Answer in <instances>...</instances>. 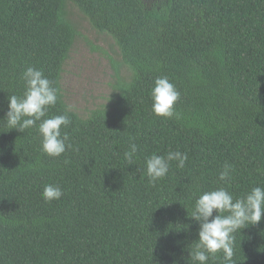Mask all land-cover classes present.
Masks as SVG:
<instances>
[{"label":"trees","instance_id":"16d2710c","mask_svg":"<svg viewBox=\"0 0 264 264\" xmlns=\"http://www.w3.org/2000/svg\"><path fill=\"white\" fill-rule=\"evenodd\" d=\"M72 9L113 40L120 63L105 112L73 111L61 130L72 148L53 158L36 126L21 133L2 118L28 66L59 90L48 116L68 107L61 74L79 36ZM159 76L181 94L178 119L151 110ZM176 150L187 153L185 167L170 162L150 184L145 159ZM225 163L234 166L226 185ZM262 173L264 0H0V264H194L195 199L219 186L241 196L264 187ZM47 184L62 197L46 203ZM233 250L235 264H264V218L234 234ZM207 264H224L223 253Z\"/></svg>","mask_w":264,"mask_h":264},{"label":"clouds","instance_id":"9594fccd","mask_svg":"<svg viewBox=\"0 0 264 264\" xmlns=\"http://www.w3.org/2000/svg\"><path fill=\"white\" fill-rule=\"evenodd\" d=\"M22 80V95L13 94L6 97L7 111L2 119L10 130L21 133L36 126L41 138V152L48 157H60L72 148V144L68 142V134L62 133L61 130L70 125L73 109L65 107L61 114L49 117V109L54 107L59 99V90L54 86V82L49 80L42 70L32 66L23 71ZM180 96L179 90L167 76L156 77L150 89L153 114L157 117L178 119L179 113L175 104ZM137 152V145L130 143L128 150L124 152L128 165L134 163ZM187 160V153L179 150L168 151L166 155L148 156L144 163L149 183L155 185L163 179L168 174L170 162L175 161L177 168H184ZM233 171L234 166L225 163L218 174V181L224 185L228 184ZM63 194L62 188L53 184L45 185L41 192L46 203L60 199ZM190 217L198 224V238L192 250L188 252V258L194 264H207L210 258L215 259L217 254L222 252L224 264H235L234 234L249 225L258 224L264 218V187L255 186L241 196H234L226 186L204 191L195 199Z\"/></svg>","mask_w":264,"mask_h":264},{"label":"rangeland","instance_id":"374dc122","mask_svg":"<svg viewBox=\"0 0 264 264\" xmlns=\"http://www.w3.org/2000/svg\"><path fill=\"white\" fill-rule=\"evenodd\" d=\"M72 14L79 36L63 66L61 88L67 106L85 118L107 104L120 57L109 36L91 28L76 9H72Z\"/></svg>","mask_w":264,"mask_h":264}]
</instances>
